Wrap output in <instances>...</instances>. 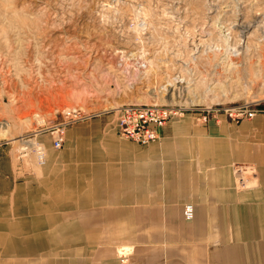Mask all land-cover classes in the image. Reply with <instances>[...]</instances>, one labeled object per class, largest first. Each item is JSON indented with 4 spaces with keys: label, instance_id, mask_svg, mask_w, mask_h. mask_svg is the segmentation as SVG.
I'll list each match as a JSON object with an SVG mask.
<instances>
[{
    "label": "crops",
    "instance_id": "1",
    "mask_svg": "<svg viewBox=\"0 0 264 264\" xmlns=\"http://www.w3.org/2000/svg\"><path fill=\"white\" fill-rule=\"evenodd\" d=\"M200 115L144 145L85 118L63 149L39 135L40 167L0 142V264H264V111ZM236 165L256 183L238 187Z\"/></svg>",
    "mask_w": 264,
    "mask_h": 264
},
{
    "label": "rangeland",
    "instance_id": "2",
    "mask_svg": "<svg viewBox=\"0 0 264 264\" xmlns=\"http://www.w3.org/2000/svg\"><path fill=\"white\" fill-rule=\"evenodd\" d=\"M244 102L264 111V0H0V142L12 154L22 135L41 142L36 113L113 121L128 105Z\"/></svg>",
    "mask_w": 264,
    "mask_h": 264
},
{
    "label": "built area",
    "instance_id": "3",
    "mask_svg": "<svg viewBox=\"0 0 264 264\" xmlns=\"http://www.w3.org/2000/svg\"><path fill=\"white\" fill-rule=\"evenodd\" d=\"M182 78V77H181ZM183 78L181 79V81ZM188 107L181 105H128V107L116 108V121L120 134L127 140H133L141 145L149 144L157 141L160 138V129L164 127L173 118H180L186 115ZM200 116L198 121H208L209 117L220 119V116H225L229 120L235 122L244 121V119L255 118L263 110L260 109L258 103L244 102L232 106H211L198 109ZM64 120L56 122H48L45 117L39 113L34 115L35 122L39 124V120L45 118L42 124H39V129L32 133V136H37L42 133H49L53 140V148L55 150L64 147L66 142V132L72 122L84 120L90 115L83 114L80 108H69L63 110ZM31 137V135H28ZM25 136V137H28ZM37 150L40 159L39 165L46 162L47 153L45 145L39 142ZM234 174L236 175V183L240 186H252L256 183L252 174L243 169L241 165H236ZM184 215L186 219L194 216V205L191 203L185 205Z\"/></svg>",
    "mask_w": 264,
    "mask_h": 264
},
{
    "label": "bare ground",
    "instance_id": "4",
    "mask_svg": "<svg viewBox=\"0 0 264 264\" xmlns=\"http://www.w3.org/2000/svg\"><path fill=\"white\" fill-rule=\"evenodd\" d=\"M43 121H45V118H42V120H39V124H42ZM28 137H25V135H22L17 140H15L16 142H20L21 146L17 150H14V153L17 154L18 158H22L23 160H25L26 158H28L29 160L33 159L34 163L38 167H40L39 165L40 159L37 153V150L39 149L38 141L36 138L28 139Z\"/></svg>",
    "mask_w": 264,
    "mask_h": 264
}]
</instances>
